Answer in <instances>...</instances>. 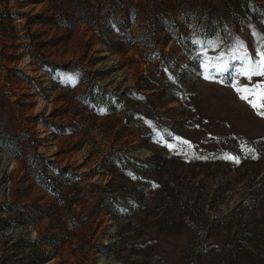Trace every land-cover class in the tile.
I'll return each instance as SVG.
<instances>
[{
    "label": "rangeland",
    "instance_id": "rangeland-1",
    "mask_svg": "<svg viewBox=\"0 0 264 264\" xmlns=\"http://www.w3.org/2000/svg\"><path fill=\"white\" fill-rule=\"evenodd\" d=\"M257 53L264 0H0V264H264Z\"/></svg>",
    "mask_w": 264,
    "mask_h": 264
},
{
    "label": "snow or ice",
    "instance_id": "snow-or-ice-1",
    "mask_svg": "<svg viewBox=\"0 0 264 264\" xmlns=\"http://www.w3.org/2000/svg\"><path fill=\"white\" fill-rule=\"evenodd\" d=\"M257 55H261L260 53H257ZM224 67H227V65L225 64ZM256 67H259L261 69V71L259 73H255V69ZM241 75H244L246 77H250L252 74H259V75H264V55H261V63L259 65H246L245 67H243L242 69L239 70ZM208 78V77H205ZM238 92L241 91L240 88L236 89ZM258 96V100L261 102H254L249 100V103L251 104V106L253 108H264V92H260L257 94ZM243 99H248L247 96H242ZM261 116H264V111H260L258 113ZM169 147H171V145H169Z\"/></svg>",
    "mask_w": 264,
    "mask_h": 264
},
{
    "label": "trees",
    "instance_id": "trees-1",
    "mask_svg": "<svg viewBox=\"0 0 264 264\" xmlns=\"http://www.w3.org/2000/svg\"><path fill=\"white\" fill-rule=\"evenodd\" d=\"M39 184L42 185L46 189L48 188V185H47L48 183H46L45 185L43 183H39ZM48 190H49V188H48Z\"/></svg>",
    "mask_w": 264,
    "mask_h": 264
}]
</instances>
